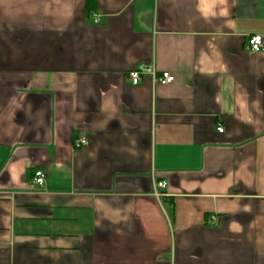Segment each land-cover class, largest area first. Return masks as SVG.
<instances>
[{
	"label": "crops",
	"instance_id": "1",
	"mask_svg": "<svg viewBox=\"0 0 264 264\" xmlns=\"http://www.w3.org/2000/svg\"><path fill=\"white\" fill-rule=\"evenodd\" d=\"M252 35L264 0H0V264H264Z\"/></svg>",
	"mask_w": 264,
	"mask_h": 264
},
{
	"label": "built area",
	"instance_id": "2",
	"mask_svg": "<svg viewBox=\"0 0 264 264\" xmlns=\"http://www.w3.org/2000/svg\"><path fill=\"white\" fill-rule=\"evenodd\" d=\"M263 37L261 35H252L248 38L247 44L245 46V50L250 53H256L263 49ZM144 74L139 68H134L127 73V79L132 85H137L141 81V77ZM150 80L152 84L158 85H167L173 82L174 77L168 72H162L160 75H156L154 71L150 72L149 74ZM222 128L218 127L217 131L222 132ZM87 145V140L85 138H78L75 141L76 147H83ZM45 173L42 170H36L33 174L32 182L36 187H42L45 184ZM155 188L157 190H163L166 188L165 182H157L155 184Z\"/></svg>",
	"mask_w": 264,
	"mask_h": 264
}]
</instances>
